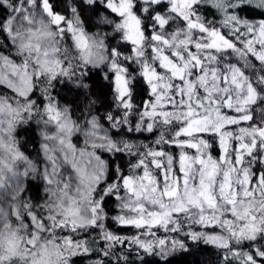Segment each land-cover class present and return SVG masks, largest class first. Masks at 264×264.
Wrapping results in <instances>:
<instances>
[{
	"label": "clouds",
	"instance_id": "clouds-1",
	"mask_svg": "<svg viewBox=\"0 0 264 264\" xmlns=\"http://www.w3.org/2000/svg\"><path fill=\"white\" fill-rule=\"evenodd\" d=\"M52 2L56 14L64 17L61 23H56L43 0H29L24 7L31 19L16 20L15 37L8 32L0 35V57L27 62L36 76L35 94L23 100L13 97L19 112L11 123L7 117L0 120V264H49L38 255L45 244L59 252L51 264H157V258L168 261L170 257L172 264H226L223 249L203 238H186L192 221L183 217V227L176 233L170 230L168 237L185 243L166 256L159 252L145 256L142 250L121 244L108 248L102 231H92L91 226L73 229L67 223L61 231L57 224L54 231L35 236L37 230L24 217L30 213L60 216L77 206L83 215L89 214L87 204H76L80 182L65 152L69 158L81 151L98 157L105 181L113 171L119 180L135 163L132 156L143 155L148 146L155 149L159 143L163 148L167 143L171 151L168 141L179 139L190 109L199 108L202 113L208 109L213 115L220 112L234 119V137L249 124L264 126V60L260 59L264 46L252 50L244 44L250 29L264 28V0H123V12H115L108 0ZM0 3L18 15L13 12L19 6L16 0ZM130 22L136 24L131 39ZM81 35L86 45L77 39ZM113 72L126 81L124 99L108 87L115 79L110 78ZM233 74L239 77L238 83L232 82ZM225 76L227 84L222 83ZM250 87L256 96L248 101ZM0 92L10 95L6 85L0 86ZM49 102L60 110V120L46 110ZM237 108L244 111L237 113ZM149 111L167 116L149 117ZM241 115L254 119L239 122ZM210 136H204L209 151L219 148ZM245 164L250 170L259 165L264 171V151ZM96 190L100 192L99 186ZM117 194L119 189L113 193ZM190 215L194 218L195 212ZM120 227L113 225V229ZM197 227L192 225V230ZM65 234L87 240L91 250L83 253L65 246L60 240ZM33 239L35 246H31ZM57 241L59 249L54 247Z\"/></svg>",
	"mask_w": 264,
	"mask_h": 264
},
{
	"label": "snow or ice",
	"instance_id": "snow-or-ice-1",
	"mask_svg": "<svg viewBox=\"0 0 264 264\" xmlns=\"http://www.w3.org/2000/svg\"><path fill=\"white\" fill-rule=\"evenodd\" d=\"M108 2L115 12L125 10L123 0ZM16 3L19 6L13 12L18 15L9 13L0 3V35L8 32L15 37L16 20L19 17H25V22L31 19L26 15L27 9L24 7L29 0H16ZM43 5L55 17L56 23L64 20L63 16L56 14L57 9L52 0H43ZM128 27L130 39L134 38L136 24L130 22ZM77 39L87 44L82 35ZM229 44L231 45V41ZM244 44L252 50L264 46V28L259 31L250 29ZM260 59L264 60V56ZM45 68L52 71L47 65ZM111 77L115 79L108 87L114 88L119 97L124 99L127 93L124 77L119 72L111 73ZM35 79L27 62L20 64L9 57H0V86L6 85L10 93L5 95L0 92V120L7 117L11 123L19 112L13 97L30 99L35 94ZM227 80L225 76L222 83L227 84ZM232 82L238 83L239 77L233 74ZM255 96V89L250 87L247 100L251 101ZM225 99L228 108H231L230 98ZM45 107L54 119H61L60 110L54 103L49 102ZM228 108L224 112H228ZM235 111L241 113L244 109L237 108ZM146 114L149 117L167 116V113L155 111ZM228 116L231 117V113ZM253 119L241 115L239 122ZM186 120V127L178 133L179 139L170 138L168 141L173 145L171 151H168L167 143L163 148L159 143L155 149L148 146L143 155L137 153L132 156L135 163L120 175L119 180L117 173L113 171L105 181L98 157L81 151L69 158L68 152H65V160L71 163L80 182L76 204H87L89 214L83 215L79 206L66 209L60 216L42 217L39 213H30L24 219L37 230L34 235L39 236L47 229L54 231L57 224L61 231L67 223H71L73 229L91 226L92 231H102L108 248L121 244L140 249L145 256H155L158 252L166 256L169 251L174 253L177 247L182 248L185 243V240L178 241L174 236L171 239L168 237L170 230L173 233L180 231L183 227L180 218L183 217L192 221L186 238H203L223 249L226 264H233V259L236 258V264H264V171L260 170L259 165L250 170L245 164L247 159L264 151V126L252 127L249 124L248 127L239 129V137H234L231 129L236 127L237 121L224 118L220 112L213 115L208 109L203 113L199 108L190 109L186 113ZM206 133H211L209 139L218 141L219 148L208 150L204 139ZM49 159L53 162L55 174V156L52 155ZM153 169L156 170L155 173ZM117 189L119 194L113 195ZM105 192L108 195L98 201L97 197ZM193 212L194 218L190 215ZM115 224L121 227L113 229ZM192 225L198 227L192 230ZM60 240L65 246H74L83 253L91 250L87 240L78 241L66 234ZM240 241L245 243L241 245ZM9 243L12 241L9 240ZM36 244L37 241L33 239L31 246ZM254 244L257 247H252ZM54 247L59 249V241L55 242ZM229 252L233 259H229ZM107 254L105 250V255ZM38 255L47 258L51 264V260L58 257L59 252L49 250L45 244ZM92 255L99 253L93 252ZM142 264L146 262L142 261Z\"/></svg>",
	"mask_w": 264,
	"mask_h": 264
},
{
	"label": "trees",
	"instance_id": "trees-1",
	"mask_svg": "<svg viewBox=\"0 0 264 264\" xmlns=\"http://www.w3.org/2000/svg\"><path fill=\"white\" fill-rule=\"evenodd\" d=\"M181 255V254H178ZM174 261V258L170 257L168 261H159L157 258V264H172V262Z\"/></svg>",
	"mask_w": 264,
	"mask_h": 264
}]
</instances>
